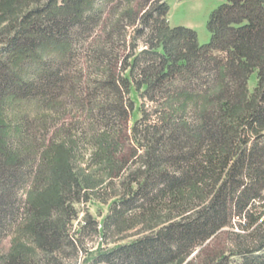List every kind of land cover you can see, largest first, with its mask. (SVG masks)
I'll return each mask as SVG.
<instances>
[{"label":"trees","instance_id":"trees-1","mask_svg":"<svg viewBox=\"0 0 264 264\" xmlns=\"http://www.w3.org/2000/svg\"><path fill=\"white\" fill-rule=\"evenodd\" d=\"M223 1L201 45L169 0H0V264H190L234 227L238 260L211 264H264V0ZM135 94L151 108L129 128ZM22 98L62 116L76 99L81 136L26 144L3 114ZM101 191L107 216L75 230ZM86 232L113 247L89 262Z\"/></svg>","mask_w":264,"mask_h":264},{"label":"rangeland","instance_id":"rangeland-1","mask_svg":"<svg viewBox=\"0 0 264 264\" xmlns=\"http://www.w3.org/2000/svg\"><path fill=\"white\" fill-rule=\"evenodd\" d=\"M120 1H118L119 3ZM224 1L223 0H169L170 13L168 15V24L170 27L183 26L188 29L194 30L198 36V42L201 45H205L209 42L210 35L206 29L207 21L210 14L217 9ZM4 34V33H3ZM4 37H1V40ZM140 47H143L141 44ZM140 51V50H139ZM82 62L79 59L72 60L66 69L69 70L70 76H75L82 68ZM89 73L91 67L86 66ZM92 74V73H91ZM88 79L94 80V75H89ZM80 89L76 90L78 93ZM134 109L132 118L129 121L128 127L131 128L135 121L143 118L142 110H148L151 108L150 104L142 99L139 95H133ZM76 100V99H75ZM75 100L69 102L66 105L64 116L61 114L49 115L44 113L42 106L38 101L32 98L16 99L13 102H6L3 108V114L8 121L10 129L14 126L20 127L23 131V141L26 144H38L43 148L50 143H58L64 140L65 137L70 139H78L82 132V120L84 118L83 111L78 110L80 106H74ZM149 107V108H148ZM81 109V108H80ZM47 115L48 122L46 123L45 116ZM90 122V121H86ZM98 128V127H97ZM98 128L97 130H99ZM130 144V143H129ZM130 146H132L130 144ZM29 164V163H28ZM27 167V165H24ZM34 164L24 169L27 176L24 177L22 186L18 189V199L25 198V191L28 185L31 184L30 169ZM111 192L99 193L92 202L87 204H77L75 208L79 212L78 221L74 223V229L77 230L79 226L84 224L86 215L91 216L97 222L102 220L108 214L109 205L112 203L109 197ZM110 198V199H109ZM104 202V203H103ZM236 228H226L218 232L215 236L209 239L203 246L199 247L197 251L191 255L187 260L190 264H211L212 262L222 257H227L230 261H237L238 259L233 256V252H236V246L241 242L233 234L237 233ZM134 231L124 234L127 238L120 244L128 243L134 240ZM131 237V238H129ZM12 236L8 234L0 245V254L5 255L9 252L12 247ZM84 248H87L88 255L87 259L90 262L95 257L96 249L99 244L102 248H112V243L106 245L104 242L100 243L98 238L88 235L86 232L83 235ZM65 264H82L86 257L82 254L70 256L69 254L65 257Z\"/></svg>","mask_w":264,"mask_h":264}]
</instances>
